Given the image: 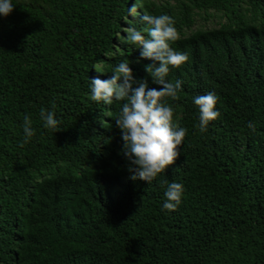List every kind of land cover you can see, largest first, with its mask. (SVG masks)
<instances>
[{
    "label": "trees",
    "instance_id": "1",
    "mask_svg": "<svg viewBox=\"0 0 264 264\" xmlns=\"http://www.w3.org/2000/svg\"><path fill=\"white\" fill-rule=\"evenodd\" d=\"M12 3L0 17V264H264V0ZM208 11L224 21L199 25ZM145 13L171 16L172 47L188 55L167 77L183 81L179 99L166 98L187 134L150 184L127 170L121 102L89 99L90 79L122 60L147 76L152 61L122 43ZM210 92L220 116L201 133L194 98ZM26 115L35 135L21 147ZM172 182L183 195L170 212Z\"/></svg>",
    "mask_w": 264,
    "mask_h": 264
},
{
    "label": "clouds",
    "instance_id": "2",
    "mask_svg": "<svg viewBox=\"0 0 264 264\" xmlns=\"http://www.w3.org/2000/svg\"><path fill=\"white\" fill-rule=\"evenodd\" d=\"M13 11L12 0H0V17L7 18ZM129 15H136L135 4L129 9ZM140 19L146 27L142 30L126 27L122 43L140 50L141 59L152 61L144 66L147 76L134 78L129 62L122 60L112 70L110 78L90 79L89 99L104 105L121 102L114 123L121 133L122 155L126 158L127 170L133 173L131 179L150 184L179 158L187 134L186 128L174 123V108L166 102V98L179 99L183 81L171 82L167 77L170 69H178L187 62L188 55L172 47L180 37L171 16L145 13ZM149 77L152 84L160 87H150ZM217 102L218 97L211 92L194 98V104L199 110L197 127L201 133L207 131L210 121L220 116L216 110ZM40 119L46 129L58 132L60 122L54 112L42 108ZM32 123L26 115L22 125L24 137L21 147L35 135ZM247 127L253 132L256 130L254 122H249ZM182 195V184L169 183L164 193L163 210L176 211L182 202Z\"/></svg>",
    "mask_w": 264,
    "mask_h": 264
},
{
    "label": "rangeland",
    "instance_id": "3",
    "mask_svg": "<svg viewBox=\"0 0 264 264\" xmlns=\"http://www.w3.org/2000/svg\"><path fill=\"white\" fill-rule=\"evenodd\" d=\"M156 2L164 1V0H154ZM173 0H169V2H172ZM138 4H141V2H138ZM199 18L197 19V23L201 26L206 27H213L215 24L219 22H223L224 19L221 16L220 12L215 11H208V12H198Z\"/></svg>",
    "mask_w": 264,
    "mask_h": 264
}]
</instances>
